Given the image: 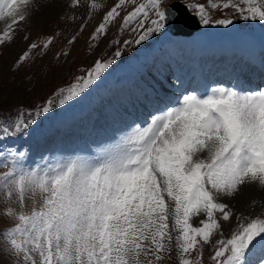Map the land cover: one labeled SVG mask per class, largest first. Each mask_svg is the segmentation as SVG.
<instances>
[{
    "label": "snow or ice",
    "instance_id": "obj_1",
    "mask_svg": "<svg viewBox=\"0 0 264 264\" xmlns=\"http://www.w3.org/2000/svg\"><path fill=\"white\" fill-rule=\"evenodd\" d=\"M55 3L0 0V20L8 21L0 32V47L15 42L17 25L34 11ZM85 4L86 16H77L75 10ZM67 7L74 10L73 22L82 21L81 32L92 10L101 12L94 40L119 21L121 29L135 36L116 41L125 49L166 33L179 21L165 0H114L106 11L95 0H67ZM185 7L205 26L234 23L230 17L212 21L204 3ZM211 7L231 8L238 19L264 22V0H226ZM53 39L32 42L14 63L22 65L32 50L48 49ZM76 40L74 35L67 43ZM61 55L71 53L56 58ZM122 55L123 50L117 49L113 60H96L86 76L78 77L67 90L60 89L59 105L82 98ZM55 106L54 100H47L34 113H25L26 118L18 116L11 125L0 126V144L27 135ZM7 151L13 164L0 173V192L8 200L15 197L21 209L27 207L26 199L33 201L30 211L18 215L9 209L18 222L0 232L7 241V255L16 264H141V255L150 256L148 264H154L170 255L173 239L180 264H193L187 256L204 245L214 248L212 264H253L250 258L258 252L255 264H264V218L241 222L231 238L213 241L214 233L222 236L226 222L235 215L224 201L234 199L249 184L264 186V89L219 86L204 94L189 92L151 115L105 154L77 156L48 169L20 165L17 157L26 154ZM201 215L206 219L194 226L192 218ZM4 255L0 249V257Z\"/></svg>",
    "mask_w": 264,
    "mask_h": 264
},
{
    "label": "rangeland",
    "instance_id": "obj_2",
    "mask_svg": "<svg viewBox=\"0 0 264 264\" xmlns=\"http://www.w3.org/2000/svg\"><path fill=\"white\" fill-rule=\"evenodd\" d=\"M171 1L175 0H165V6ZM177 1H182L185 4H192L193 6L197 3H204L206 9L210 13L212 21L225 17H230L233 20L235 17L236 19L232 25L227 27L215 23H210L208 26L202 24L205 30L204 32L215 29L218 33L236 30L240 31V33L247 34L264 30V22L238 19V14L231 8L228 10L222 8L212 9V3L221 4L226 2V0ZM90 2L91 0H89V3ZM95 2L102 5L104 11L109 10L114 4V0H95ZM257 2H259V0H257ZM73 11V9L67 7V0H56L54 5L41 7L39 11H34L26 22H21L17 25L18 32L14 43L10 46L0 47V120L3 119L1 118L3 114L16 116H21L23 114V118H26L24 116L25 113H34L50 99L54 100L56 104L53 111L49 113L46 118H43L38 125H36L37 127L30 129L27 135L3 140V143L0 144V173L8 171L13 164V157L9 155L7 148L19 150L16 146H18L21 140L27 142V140L32 138L37 132H43V129L46 131L44 135L45 138H47L49 134L48 131L52 129L59 132L58 129H54L55 127L53 124L60 112L68 106L59 105L58 95L60 89L67 90L77 82L78 77L86 76L87 71L93 67L96 60H113L114 52L117 49L123 50V55L116 58L115 62L101 79L87 91L86 94H88L89 97L93 96L94 89L100 82H103V79L110 81L112 77H116L119 69L128 62L135 60V57L142 59L148 55L150 56L154 49L161 48L162 44L165 45L171 41V36L166 32L162 35L153 37L141 45H135L133 43L130 47L125 49L123 43L117 44L116 41L123 42L125 40H134L135 36L131 31L121 29L119 21L109 26L106 35H99L94 40L92 38L94 30L98 24L102 22L101 12L93 9L91 20L87 22L84 31L81 32L79 31V25L82 21L77 20L73 22L70 19L73 15ZM87 12V4L75 10L77 16H86ZM7 23V20H0V32L7 26ZM226 34L229 36L230 33ZM25 35L29 37L28 40L23 39ZM74 35L77 36L76 42L74 44H68L67 41ZM48 37H54L48 49H45L43 52L32 50L30 58L24 61L22 65L18 66L14 63L17 57L27 50L29 44L32 42L42 44ZM63 52H70L71 55L68 57H63L61 55L60 59H57L56 56ZM18 68L19 70H17ZM84 95L82 96L83 99H85ZM82 98L75 99L72 101V104H75ZM63 121L67 122V117H64ZM74 124L75 121H73L70 126H75ZM131 131L133 130L131 129ZM131 131L128 130L124 136L126 137L127 133V136L132 135ZM70 144L73 146L72 143ZM60 155L62 157L51 158L50 152H47L41 155L42 157H40L39 160L36 159V162L32 161L34 159H30L28 162L27 160L30 155H26V160L23 164L21 163L23 158L17 157V159L20 165L25 167L30 166L33 168L48 169L58 164H64L79 156L75 153H67V151ZM224 202L230 204L235 215L229 222H226L222 236L214 233L213 241L221 238H231L232 234L238 230L241 222L247 223L249 220L256 217L264 218V187L262 189L260 185L249 184L244 187L234 199H228ZM32 203L33 201L31 199H26L25 205L27 207L21 209L15 197L8 200L4 194L0 192V232L14 226V224L18 222V220L14 219L13 215L9 213V209L11 213L18 215L22 210L30 211ZM217 216L219 217V214H217ZM245 217L247 219H244ZM200 219H206V217L203 215L193 217L191 222L194 226H200L198 223ZM169 225L171 228V220L169 221ZM173 236H175V232H173ZM0 249H3L5 252V255L0 257V264H16L13 258L7 255V241L3 237H0ZM212 253H214V248L211 245L198 246V251H194L188 255L187 258L192 260L193 264H212L210 259ZM198 255L202 256V259L198 260ZM149 259L152 258L150 256L145 257L141 255V264H148ZM181 259L182 257L179 253L177 243L175 239H173L170 255L166 256L161 262L154 261V264H180Z\"/></svg>",
    "mask_w": 264,
    "mask_h": 264
},
{
    "label": "bare ground",
    "instance_id": "obj_3",
    "mask_svg": "<svg viewBox=\"0 0 264 264\" xmlns=\"http://www.w3.org/2000/svg\"><path fill=\"white\" fill-rule=\"evenodd\" d=\"M238 35H240L238 32L236 33H230L229 36H227L226 33L222 34V38H220V40H225L222 42V45H223V50H227L226 47L227 46H230L229 48H232L233 50V54H236L240 51V49L238 47H235L233 48V46L230 44L229 41L231 40H234L238 38ZM228 38V39H227ZM245 38H247V36H245ZM201 37L197 38L195 36L192 37V41H195L196 45H201V48L202 50H205V49H208L209 46L212 47L214 46V43H217L218 41H213V40H208L209 42L208 43H204V39L203 40H200ZM241 40H239V43H240ZM244 41H251V47H252V50H254L256 48V45L254 44L255 41L252 40V39H248V40H244ZM229 42V43H228ZM264 44V42H263ZM179 45L180 47H183L184 46V50L182 52H179L178 53L176 52V50H174L172 47H170L169 51L167 52V54H164L162 58L158 57V55L160 53H163L160 49H156L154 51H152L151 53V57L149 60H142L143 64L147 65L148 67V71L146 72V74H148V77H149V82L150 83H153V82H156L155 86L157 85H164L165 84H170L171 85V88L174 89V91H177V94L181 93L180 91V88L187 82V78H192L193 77V72L188 75L187 74V68H184L182 66L184 65H187V62H184L183 61V58L184 57H188V60H190V62H192V51H190V44L189 43H185V41H179ZM195 46L193 48H195ZM216 48V46H215ZM185 52V53H184ZM183 54V55H182ZM252 54L253 53H249L247 55V58H251L252 59ZM208 55V53L206 54ZM217 55V54H215ZM204 62V66L206 68V70H208L210 68V63L209 62H206L204 60H202ZM237 61L234 62V66L236 65ZM135 65V64H133ZM141 65L137 64V66L132 69L131 71L127 69V67L123 66L121 69H119V72H118V76L121 77L120 79L123 80V75L125 73H128L127 75L129 76H133V75H136L137 74V71H140L141 69ZM219 67V66H218ZM126 75V74H125ZM124 75V76H125ZM165 75H169L170 78H171V82H166V79H164V76ZM232 76V74H230V77ZM184 79V82L183 84L181 85V87H178V81L181 80V79ZM237 79V78H236ZM118 80V79H117ZM115 82H113L112 85H114ZM101 88V87H100ZM98 93V92H96ZM100 95V93H98V96ZM169 98L172 100L174 99L173 96H170L168 94H165V99L166 98ZM95 99V104L93 105L94 109H97L98 110V113H99V110H103V112L105 113V109H103V107L105 108L106 104H105V101H108L109 98L106 97V98H94ZM121 102H123L125 100V97H121L120 98ZM76 105H78L77 107L78 108H82L83 106V101H78L76 103ZM65 111H63L58 117L60 119V117H63ZM147 115L145 117V120H147V116H149L148 114V111H146ZM106 115V113H105ZM101 116V115H100ZM106 119V117L104 115H102V119ZM107 120V119H106ZM136 127H132L131 129L134 131ZM130 129V131H131ZM133 131H131V134H133ZM131 136V135H129ZM34 140V139H32ZM259 254L257 253V256L255 257H251L250 259L252 261L254 260H257Z\"/></svg>",
    "mask_w": 264,
    "mask_h": 264
},
{
    "label": "water",
    "instance_id": "obj_4",
    "mask_svg": "<svg viewBox=\"0 0 264 264\" xmlns=\"http://www.w3.org/2000/svg\"><path fill=\"white\" fill-rule=\"evenodd\" d=\"M170 7L173 8L174 11H176L179 14V21H183L191 25L190 32L192 33L193 30L199 29V24L194 16H191L186 8L182 6L181 4L175 3L172 4ZM169 30L179 33V32H185L184 28L178 27L177 25H173L172 27L169 28Z\"/></svg>",
    "mask_w": 264,
    "mask_h": 264
}]
</instances>
